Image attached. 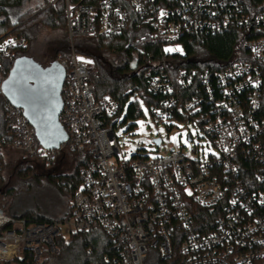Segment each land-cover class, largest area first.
<instances>
[{"label":"built area","instance_id":"2783aa9c","mask_svg":"<svg viewBox=\"0 0 264 264\" xmlns=\"http://www.w3.org/2000/svg\"><path fill=\"white\" fill-rule=\"evenodd\" d=\"M57 1L48 0L42 9ZM130 2L159 47V58L146 71L154 121L168 129L190 123L213 149L125 157L116 132L124 110L111 96L96 98L95 61L82 60L73 41L121 35L129 10L111 0H65L71 53L58 60L66 72L58 120L67 138L58 148L44 147L23 109L2 95L13 134L0 138V152L9 147L46 164L78 149L87 158L65 217L42 222L10 216L0 207V261L22 260L27 249L42 261L58 252V238L98 230L110 244L95 264H264V191L255 184L264 180V10L252 12L237 0ZM231 29L254 33L243 42L250 58L220 69L169 59L185 53L178 39L186 34ZM27 45L23 35L0 39V92L15 50ZM132 100L143 102L137 95ZM143 116L144 108L131 125ZM187 137L193 140L191 133ZM154 142L161 146L163 140Z\"/></svg>","mask_w":264,"mask_h":264},{"label":"trees","instance_id":"16d2710c","mask_svg":"<svg viewBox=\"0 0 264 264\" xmlns=\"http://www.w3.org/2000/svg\"><path fill=\"white\" fill-rule=\"evenodd\" d=\"M24 1L0 0V39L9 34L23 35L28 39L26 48L15 50L17 58L28 54L29 46L42 26L61 27L67 32L65 0H58L55 7L42 9L43 6H40L28 10L16 15L17 20H14L13 12L18 10ZM45 1L47 4L48 0ZM101 1L70 0L73 4L83 2L97 5ZM111 1L129 10L125 31L121 35L109 37L75 38L73 46L76 52L90 56L95 61L97 72L92 82L96 89V98L104 96L115 98L119 101L121 110L127 109L125 119L134 122L137 111L143 110V103L147 106L155 103V96L148 90L146 71L159 58V47L151 36L152 29L140 19L130 0ZM237 1L252 12L264 10V0ZM253 36L254 33L241 29H231L216 34L207 32L197 35L186 34L178 39L184 44L185 53L169 59L179 66L190 67L202 64L220 69L239 61L242 56L250 58L243 47V42ZM51 48L55 52L51 62L60 58H68L71 53L68 34L62 40L55 39ZM151 54H153L152 59ZM50 63L42 65L47 66ZM135 95L139 96L143 102L131 100V97ZM3 101L4 97L0 92V138H9L13 133L8 130L5 122L2 110ZM9 149L12 148L2 147L0 152L2 165L0 207L10 216L32 218L42 222L65 217L69 212L68 202L81 182V170L87 158L85 152L79 149L65 151L54 163L46 164L29 158L23 153H14ZM7 155L9 162H7ZM64 165L69 166L70 173L69 169H63ZM6 166L10 178L4 174ZM44 177L48 183L58 186L64 196L68 197L67 203L65 197L62 199L65 209L55 218L40 213L39 207L29 205V200L34 199L35 191ZM255 184L257 188L264 191V180L255 181ZM7 198L10 200L8 201ZM109 244L110 239L101 231L79 232L58 238V252L50 254L42 261L36 260L32 251L27 249L22 260L0 261V264H95L102 262Z\"/></svg>","mask_w":264,"mask_h":264},{"label":"rangeland","instance_id":"374dc122","mask_svg":"<svg viewBox=\"0 0 264 264\" xmlns=\"http://www.w3.org/2000/svg\"><path fill=\"white\" fill-rule=\"evenodd\" d=\"M45 0H25L24 3L18 10L13 12L14 20H17V16L28 10L36 9L37 7L44 6ZM67 35L66 29L57 27L53 28L49 25L42 26L36 37L33 39L29 46L27 56L34 58L40 64H48L53 59L55 52L51 48L55 39L62 40ZM70 40V39H69ZM53 50V51H52ZM82 60H86V56L80 54L79 56ZM55 61V60H54ZM53 62V61H52ZM133 97H131L132 100ZM143 108L145 111V116L137 121L136 126H132L129 119L123 120L116 129L117 135L119 136V143L125 157L128 158L131 154H141L155 156L160 153H164L165 150H177L182 149L187 155L200 154L202 155L203 150L209 152L213 149L206 142L203 144L198 136H202L200 131L195 128L190 123L176 122L175 125L168 129L165 124H157L146 104L143 103ZM127 109H124L122 118H125ZM192 134L193 140H188L187 135ZM175 137V139H173ZM161 138L163 143L161 146L155 144L154 139ZM184 145V146H183ZM196 149V150H193ZM14 153H22L16 149H9ZM7 155V162L8 161ZM69 165V164H68ZM64 170L69 169V166L64 165ZM71 170L69 169V173ZM5 176L10 178L8 168L6 166ZM39 187L36 189L34 194V199L29 200V205L31 207H39L41 209L40 213L44 215L55 218L58 214L65 209V204L63 203V198L65 197L66 203L68 202V197L60 191V188L55 184L48 183L46 177H44ZM9 201L10 199L7 198ZM6 201V200H5ZM67 205V204H66ZM70 206V200L68 202V209ZM55 218L54 220H56ZM50 253H46L44 258H48Z\"/></svg>","mask_w":264,"mask_h":264},{"label":"water","instance_id":"95a60500","mask_svg":"<svg viewBox=\"0 0 264 264\" xmlns=\"http://www.w3.org/2000/svg\"><path fill=\"white\" fill-rule=\"evenodd\" d=\"M65 75L58 60L43 66L34 58L23 55L16 59L1 84L2 95L23 109L40 144L46 148H58L67 138L58 120L63 108L61 88ZM156 143L159 144L160 140L157 139Z\"/></svg>","mask_w":264,"mask_h":264},{"label":"snow or ice","instance_id":"6c2138e0","mask_svg":"<svg viewBox=\"0 0 264 264\" xmlns=\"http://www.w3.org/2000/svg\"><path fill=\"white\" fill-rule=\"evenodd\" d=\"M161 15H164V13H161ZM168 51H171V49H168ZM173 139H175V137H173Z\"/></svg>","mask_w":264,"mask_h":264}]
</instances>
